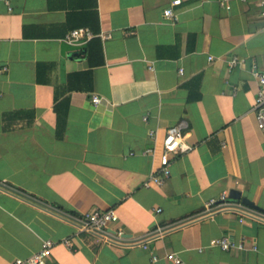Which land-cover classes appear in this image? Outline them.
Masks as SVG:
<instances>
[{
	"label": "crops",
	"instance_id": "crops-1",
	"mask_svg": "<svg viewBox=\"0 0 264 264\" xmlns=\"http://www.w3.org/2000/svg\"><path fill=\"white\" fill-rule=\"evenodd\" d=\"M174 1L0 0V264L46 240L55 264H173L169 254L264 264V212L231 199L245 214H203L233 189L264 209L253 75L264 69V0ZM79 28L97 37L67 43ZM233 56L244 63L231 70ZM183 123L193 150L171 155L163 186L145 187L167 132ZM108 210L130 243L75 222ZM225 237L244 248L211 246Z\"/></svg>",
	"mask_w": 264,
	"mask_h": 264
},
{
	"label": "built area",
	"instance_id": "built-area-1",
	"mask_svg": "<svg viewBox=\"0 0 264 264\" xmlns=\"http://www.w3.org/2000/svg\"><path fill=\"white\" fill-rule=\"evenodd\" d=\"M228 0L222 1V6L229 8L227 4ZM181 4V0L174 1L172 6H177ZM264 14V13H263ZM164 17L166 19L174 18L173 8H167L164 11ZM97 37L95 33L89 28H79L71 31L65 38V41L69 44H87L92 39ZM104 39L110 38V36L101 35ZM213 60V57L210 58ZM244 60L233 56L229 60L230 69H234L239 65H242ZM6 70V69H5ZM254 77L258 80L259 90L255 99L254 111L256 112L258 119V129L264 134V69L259 70L256 67L253 70ZM101 102L100 97L94 96L93 103L98 105ZM184 123L170 129L164 139L163 152L160 157V167L152 170L149 180L145 183V187H150L151 184H156L158 186H163L165 182L171 177L172 171V161L171 155H176L178 153H186L193 150V147L186 143L185 135L183 133ZM146 154L152 157L156 156L155 149H149ZM232 200L230 193L225 191L220 198L210 200L205 209L204 216L213 214L215 211L220 210H232L234 212H239L245 214L242 209L237 206L232 205ZM160 211V210H158ZM260 219L264 220V215L258 216ZM75 222L85 230L93 235L99 236L107 242L117 243V244H128L130 243L126 237L127 232L120 225V219L114 210L108 211H94L88 213L81 220H75ZM63 243L66 246H71L70 240H65ZM56 243L52 240H46L43 244V248L29 257L28 259H17L14 264H55L52 261L53 249ZM211 246H217L225 251H229L233 248L243 249L244 245H236L231 243L228 238H222L213 240ZM160 259L157 256H153L152 263L155 264ZM166 260L173 264H186L178 255L169 254L166 256Z\"/></svg>",
	"mask_w": 264,
	"mask_h": 264
},
{
	"label": "water",
	"instance_id": "water-1",
	"mask_svg": "<svg viewBox=\"0 0 264 264\" xmlns=\"http://www.w3.org/2000/svg\"><path fill=\"white\" fill-rule=\"evenodd\" d=\"M0 186H2V187H6L5 185H2V184H0ZM6 189H9V188L6 187ZM11 190H12V189H11ZM12 191L15 192V193H17V194H19V195H21V196H23V197H25L26 199H29L30 201H33V202H35V203H39V204L43 205L44 207H46V208L50 209L51 211H54V212H56V213L62 215V216L65 217V218H68V219H72V220H74L70 215H67V214H65V213H63V212H60V211H58V210H56V209H54V208H52V207H49V206H47V205H45V204H43V203H41V202H39V201H37V200H35V199H32L31 197H27V196L23 195L22 193H19L18 191H14V190H12ZM230 197H231V199H233V200H239V201H241L242 204H243V206H244L245 208H247V209H253V210H258V211H262V212H264V209H262V208H260L259 206H257V205H256L255 203H253L251 200H249V199H247V198H243V197H242V193H241L239 190H237V189H233V190H231V192H230ZM251 212H252V211H251ZM178 226H179V225H178ZM175 227H176V226H175ZM175 227H174V228H175ZM126 237H127V238H131V235H126Z\"/></svg>",
	"mask_w": 264,
	"mask_h": 264
}]
</instances>
